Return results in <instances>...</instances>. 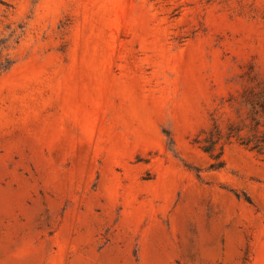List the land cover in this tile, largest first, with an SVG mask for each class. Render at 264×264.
I'll return each instance as SVG.
<instances>
[{"label":"rangeland","instance_id":"obj_1","mask_svg":"<svg viewBox=\"0 0 264 264\" xmlns=\"http://www.w3.org/2000/svg\"><path fill=\"white\" fill-rule=\"evenodd\" d=\"M248 68L264 0H0V264H264Z\"/></svg>","mask_w":264,"mask_h":264},{"label":"trees","instance_id":"obj_2","mask_svg":"<svg viewBox=\"0 0 264 264\" xmlns=\"http://www.w3.org/2000/svg\"><path fill=\"white\" fill-rule=\"evenodd\" d=\"M246 80L236 91L238 100L234 106L235 121L221 129L213 124L201 139L194 143L200 152L210 160V168L223 167L225 146L235 144L253 153L264 161V78L252 68L240 72ZM229 101V100H228Z\"/></svg>","mask_w":264,"mask_h":264}]
</instances>
